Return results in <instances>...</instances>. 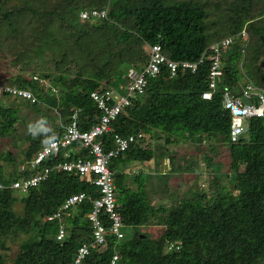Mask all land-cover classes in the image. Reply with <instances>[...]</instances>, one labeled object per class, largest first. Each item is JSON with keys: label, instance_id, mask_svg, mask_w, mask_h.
I'll use <instances>...</instances> for the list:
<instances>
[{"label": "trees", "instance_id": "obj_1", "mask_svg": "<svg viewBox=\"0 0 264 264\" xmlns=\"http://www.w3.org/2000/svg\"><path fill=\"white\" fill-rule=\"evenodd\" d=\"M42 1L38 8L28 3L18 10H5L4 0H0V24L5 27L0 31V58L11 64L22 63L21 73L29 70L46 74L39 76L51 81L58 92L52 93L33 81L31 76L35 74L24 80L4 73L0 85L34 90L37 103L28 104L26 111L40 114L44 123L43 105L53 109L60 119L56 126L42 124L37 134L27 129L28 147L20 159L9 151L0 156V183L5 186L0 190V249H5L6 237L25 235L13 259L0 253V264H73L77 250L90 245L92 223L85 217L93 208L90 201L67 211L68 236L62 242L56 240L58 223L46 218L72 194L98 198V188L76 173L56 170L57 164L65 160L62 153L50 156L35 169L28 168L29 163L43 146L61 136L76 111L80 130L94 125L101 111L90 94L124 87L128 69L146 68L150 47L157 43L170 61L195 62L203 54L205 60L195 73L179 68L170 77L163 67L158 76L148 77L145 94L124 107L111 122L110 132L100 137L107 152L113 148L115 135L127 138L139 132L145 134L143 140L130 145L108 164L123 237L118 239L107 230L104 243L89 246L80 264H110L113 256H117L115 264H264V117L251 118L247 134L233 142L231 114L222 102L224 90L236 94L246 83L264 91V0ZM87 9H105L107 18L81 20L80 13ZM17 38L21 48L13 51ZM230 38L234 43L222 51V79L212 99L202 100L201 94L208 90L210 48ZM4 49L11 52L9 59L2 53ZM35 50L38 58L48 52L51 69L32 68ZM70 71L74 73L72 78L67 76ZM7 99L11 103L4 107L5 100L0 97L1 143L15 134L16 125L24 120L20 103L25 101ZM155 138L158 144H145ZM176 145L188 147L192 154L184 153L179 158ZM221 148L227 150L229 160L228 173L224 174L230 178L228 186L217 174L218 165H213ZM73 149L70 160L87 154L80 143H75ZM162 155L170 161L163 172L155 175L165 180L163 186L182 173L193 180L188 196L170 209L152 205L144 171L133 174L136 188L125 180L126 168L145 165ZM177 159L183 163L175 164ZM2 162L13 164L11 170L5 172ZM45 168L49 169L47 177L19 196V214L14 210L17 197L10 185ZM204 171L209 180L207 191L198 185ZM98 219L110 227L107 214L99 213ZM152 223L160 228L156 239L139 231ZM169 245L171 249L165 252Z\"/></svg>", "mask_w": 264, "mask_h": 264}, {"label": "built area", "instance_id": "obj_2", "mask_svg": "<svg viewBox=\"0 0 264 264\" xmlns=\"http://www.w3.org/2000/svg\"><path fill=\"white\" fill-rule=\"evenodd\" d=\"M107 18V10L87 9L80 13V19H101ZM244 36V35H242ZM234 39H225L219 44L211 46L210 51L211 65L208 72V90L201 94L202 100H211L217 90L218 83L222 79V51L230 47ZM205 55L203 54L195 62L183 61L177 63L168 60L161 49L160 44H154L150 47L149 60L146 68L136 70L129 68L127 71V84L123 87L120 85V93L113 88L98 90L90 94L91 99L101 111L99 120L88 130H80L77 126L78 111L72 116V122L68 124L58 139H53L43 146L35 158L29 163L28 168L35 169L40 166L50 156H56L62 153L65 158L64 162L58 163L56 170L66 173H76L85 182H88L98 188L99 197L94 198L85 193L70 195L57 212L46 218L47 221H56L58 223L57 241H64L68 236L66 217L67 211L74 210L83 201H90L93 208L85 217L92 223V234L90 245H82L75 256L73 264H80L82 259L88 254L89 246H101L104 243L105 235L108 232L117 236L118 239L123 237L121 232V216L116 209L115 184L113 182L112 172L108 168L109 161L125 152L130 145L143 140L145 134L142 132L130 135L127 138L115 135L113 139V148L105 152L100 137L110 132V124L121 110L129 106L132 100L142 97L147 89L148 77L158 76L163 67H166L169 76L176 75L179 68L189 70L195 73L200 65L203 64ZM33 81L38 82L44 89H50L56 92L47 79H41L40 76H31ZM242 94L237 97L227 89L223 91L222 102L225 109L230 111L231 126L230 137L233 142L239 141L244 133L248 131V121L251 118L264 117V91L257 89L251 83H246L241 87ZM0 97L4 99L15 98L31 104L37 103V98L33 90L28 88H17L15 86L0 85ZM242 99L251 101L250 105L243 102ZM80 143L82 149L87 150L86 156L70 160L72 157L73 146ZM72 151V152H71ZM75 153V150H74ZM24 169V168H22ZM21 169V171H22ZM48 168L37 170L36 173L29 177H21L14 181L10 188L19 193H25L29 188L36 187L43 179L47 177ZM5 186L0 183V190ZM104 212L111 221L109 228H106L98 219L99 213ZM172 245L167 246V251ZM117 256H113L110 264H115Z\"/></svg>", "mask_w": 264, "mask_h": 264}, {"label": "rangeland", "instance_id": "obj_3", "mask_svg": "<svg viewBox=\"0 0 264 264\" xmlns=\"http://www.w3.org/2000/svg\"><path fill=\"white\" fill-rule=\"evenodd\" d=\"M42 0H4V8L5 10L7 9H20L23 6H26V4L28 3H32L35 8H38L41 4ZM55 2H58V0H54ZM40 3V4H39ZM42 3H44L42 1ZM43 5V4H42ZM47 6V5H46ZM3 28H5L2 24H0V31L3 30ZM246 33V32H245ZM6 36L3 35L2 38H5ZM19 38H17L14 43L13 46L11 47L13 51H15L16 49L21 48V44H17V42L19 43ZM18 46V48H17ZM10 47V46H9ZM8 46L5 48H9ZM38 47V46H37ZM15 49V50H14ZM8 49H4L2 53H6L5 55H7L8 59H9V55L10 53L7 52ZM48 53V52H47ZM47 53H43V55L38 58L37 56V50H35V59L33 61H31V66H33L32 68H34L35 66L40 67V69H43V67L45 68H52V55L51 53H49V56L51 57L50 59L47 58ZM60 57V56H59ZM7 59V60H8ZM64 58H61V61ZM13 60V59H12ZM18 63L15 64H11L8 61H6V59H1L0 58V75L7 73L9 77H11L12 79H16V77L21 76L24 80H26L31 74H35L36 76L39 75H46V74H42V73H31L29 70H24L23 73H21L22 69V63H20L19 61H17ZM30 63H28L29 65ZM26 71V72H25ZM68 78H72L74 76L73 71H70V75H67ZM48 82L50 83L51 81L48 80ZM55 90H57V88H54ZM62 89V88H61ZM59 92H60V88H59ZM59 95V94H57ZM4 105H8L11 103V101H9V99H4ZM18 103H20V101H18ZM16 104V103H15ZM22 107H20V113L21 116L23 117L24 120H20L18 122V124L16 125V133L11 135L10 137L6 138L4 140L3 143L0 142V156L3 155V153L5 154L7 151H9L10 153L13 154V156L15 157V159H20L21 156L26 152V149L28 147V143L25 141V135H26V130H30L31 132L37 134L40 129L42 124L45 125L46 127L49 126H56L57 124L60 123V119L58 114L53 110V109H48L47 107H44L43 105H41L40 109L42 112V115L45 116L44 119V123L43 120L40 117V114H37L36 112H31L30 111H26V106L24 105V103H20ZM189 141V140H188ZM182 145V144H181ZM182 146H177L175 150L179 153L178 157H180L181 154L186 153L188 154H192L191 149H187L188 147H184L183 149L181 148ZM189 148H191L189 146ZM218 152L215 154L214 156V164L213 165H218V169L219 171L217 172V174L219 175V177H221L224 181L223 183L228 186L229 185V179L230 178H226V176L224 174L228 173V157H227V150L226 149H217ZM185 157V156H184ZM165 162V167H168V160L165 159L163 160ZM163 162V163H164ZM183 163V160H179L177 159V162L175 164L178 163ZM157 164V162H156ZM3 165V170L5 172H8L9 170H11L13 164H10L8 162H2ZM164 167V169H165ZM156 168H158V166L156 165ZM158 170V169H157ZM161 172V170H160ZM231 176V174H229ZM152 177H150L148 179V186L147 190H148V195H149V199L150 202L152 203L153 206L158 207L160 205L164 206L165 208H172L173 206L177 205V203L185 196L187 197V190L188 188L193 185V180H192V176L191 175H187V174H181L180 177H175V178H170L166 185H164L165 180H163L162 177L158 176L159 179H157V176H155L153 173L151 174ZM229 177V176H228ZM173 183V184H172ZM209 180L207 177L206 172H202L199 177H198V185L200 186L201 190L207 191V186H208ZM153 186V187H151ZM163 190V192H161ZM207 194V192H205ZM187 194V195H186ZM209 194V193H208ZM14 196L17 197V201L14 204V210L16 212H18L19 214L22 211V204L19 201L20 197L22 196V193H19L17 191L14 192ZM20 196V197H19ZM19 197V198H18ZM154 225V226H153ZM156 223H152L151 226H145L139 229L140 232H144L146 234H148L150 239H156L159 236V229L158 227H156ZM125 232H128V230L126 229ZM25 235H20V236H9L6 237L3 240V245L5 247V249H0V253H4L7 256V259L11 260L15 257L16 252L18 250L17 244L19 242H21L22 240H24ZM165 252H167V249H164Z\"/></svg>", "mask_w": 264, "mask_h": 264}, {"label": "crops", "instance_id": "obj_4", "mask_svg": "<svg viewBox=\"0 0 264 264\" xmlns=\"http://www.w3.org/2000/svg\"><path fill=\"white\" fill-rule=\"evenodd\" d=\"M34 91V90H33ZM56 92H58V90L56 91ZM35 93V92H34ZM36 95V94H35ZM4 99V98H3ZM28 104H30V105H32L31 103H27V102H25L24 103V105L27 107V105ZM36 104V103H35ZM2 105L4 106V107H7L8 105H4V102H2ZM31 112V111H30ZM31 114H32V112H31ZM155 136L156 137H158L159 136V134L158 133H155ZM160 143H161V141H159ZM145 144L146 145H148V144H151L152 145V147L154 146V145H156V144H158V141L156 140V138L153 140V139H148V142L146 141L145 142ZM72 152V151H71ZM164 155H162L161 157H154L150 162H148L147 164H145V165H137V166H131V167H129V168H126L125 169V171H124V173H125V177H126V182H127V184L130 186V187H132V188H136V185L134 184V182H133V178H134V175L133 174H137V173H139L140 171H144L145 173H146V175H147V177H146V185L148 186V179L150 178V177H152L151 176V174L153 173L154 175H157V172H160V170H161V172H163L165 169H164V165H165V162L163 161V160H165L166 159V156L165 157H163ZM156 162H157V164H156ZM164 162V163H163ZM156 165L158 166V168H156ZM23 168V167H22ZM21 168V169H22ZM158 169V170H157ZM128 171H130V172H128Z\"/></svg>", "mask_w": 264, "mask_h": 264}, {"label": "water", "instance_id": "obj_5", "mask_svg": "<svg viewBox=\"0 0 264 264\" xmlns=\"http://www.w3.org/2000/svg\"><path fill=\"white\" fill-rule=\"evenodd\" d=\"M241 94H242V89H241V87H239V88H238V93L235 94V96L239 97ZM242 100H243V102H244L245 104H247V105H250V104H251V101H249V100H247V99H242ZM246 134H247V132L244 133V134L242 135V137L245 136Z\"/></svg>", "mask_w": 264, "mask_h": 264}, {"label": "clouds", "instance_id": "obj_6", "mask_svg": "<svg viewBox=\"0 0 264 264\" xmlns=\"http://www.w3.org/2000/svg\"><path fill=\"white\" fill-rule=\"evenodd\" d=\"M113 89H114V88H113ZM114 90H115V89H114ZM115 91L118 92V93H120V90H117V89H116ZM237 93H238V92H237ZM237 93H236V94H237ZM234 95H235V94H234ZM35 96H36V95H35ZM36 98H37V97H36ZM27 103H28V102H27ZM34 104H35V103H34ZM167 160H168V159H167ZM169 162H170V161L168 160V163H169Z\"/></svg>", "mask_w": 264, "mask_h": 264}, {"label": "bare ground", "instance_id": "obj_7", "mask_svg": "<svg viewBox=\"0 0 264 264\" xmlns=\"http://www.w3.org/2000/svg\"><path fill=\"white\" fill-rule=\"evenodd\" d=\"M114 168V167H113ZM128 172H130V171H128ZM47 180V179H46Z\"/></svg>", "mask_w": 264, "mask_h": 264}]
</instances>
